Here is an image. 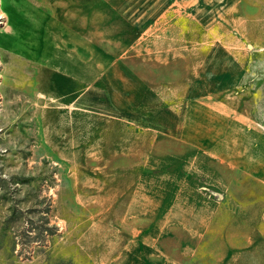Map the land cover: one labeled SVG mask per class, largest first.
Listing matches in <instances>:
<instances>
[{
    "label": "rangeland",
    "instance_id": "obj_1",
    "mask_svg": "<svg viewBox=\"0 0 264 264\" xmlns=\"http://www.w3.org/2000/svg\"><path fill=\"white\" fill-rule=\"evenodd\" d=\"M0 264H264V0H2Z\"/></svg>",
    "mask_w": 264,
    "mask_h": 264
},
{
    "label": "bare ground",
    "instance_id": "obj_2",
    "mask_svg": "<svg viewBox=\"0 0 264 264\" xmlns=\"http://www.w3.org/2000/svg\"><path fill=\"white\" fill-rule=\"evenodd\" d=\"M1 4H2V0H0V22H1V19L5 17L4 14L1 12Z\"/></svg>",
    "mask_w": 264,
    "mask_h": 264
}]
</instances>
